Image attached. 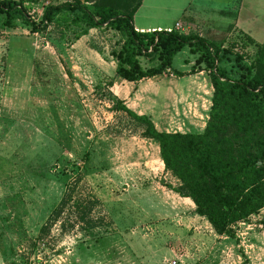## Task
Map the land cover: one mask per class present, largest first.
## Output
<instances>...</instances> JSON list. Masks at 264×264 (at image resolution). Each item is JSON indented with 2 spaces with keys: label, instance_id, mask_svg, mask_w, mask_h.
Instances as JSON below:
<instances>
[{
  "label": "rangeland",
  "instance_id": "obj_1",
  "mask_svg": "<svg viewBox=\"0 0 264 264\" xmlns=\"http://www.w3.org/2000/svg\"><path fill=\"white\" fill-rule=\"evenodd\" d=\"M122 1L24 6L38 22L47 6L124 10ZM74 17L59 15L31 33L21 20L4 28L0 15V264H264V208L232 226V237L217 235L190 199L172 191L180 183L144 127L113 108L122 102L158 132L200 134L213 95L204 66L184 48L172 61L181 76L126 82L111 57L122 37ZM133 25L221 45L219 67L238 79L245 67L256 72L264 0H140ZM139 61L144 69L156 64ZM233 140L238 152L241 141ZM68 184L73 200L40 235ZM78 201L92 202L87 222L74 219Z\"/></svg>",
  "mask_w": 264,
  "mask_h": 264
},
{
  "label": "trees",
  "instance_id": "obj_2",
  "mask_svg": "<svg viewBox=\"0 0 264 264\" xmlns=\"http://www.w3.org/2000/svg\"><path fill=\"white\" fill-rule=\"evenodd\" d=\"M25 2L0 0L4 28L13 29L16 21L21 20L31 33H41L57 16L75 14L74 21L89 29L114 31L123 39L120 49L111 52L115 73L129 83L163 74L181 76L172 68V61L188 48L196 56L195 65L204 66L213 89L209 120L202 133L158 132L146 116L134 114L122 102L115 100L113 108L144 127L143 137L158 145L164 169L180 183L172 191L190 199L195 213L205 218L217 235L232 237V226L264 208V42L258 49L256 72L252 74V68L245 67L238 79H231L219 67L226 54L221 45L176 30L137 31L133 16L140 0L122 1L124 10L112 5L89 8L79 2L47 6L38 22L27 15ZM140 58L156 64L144 69ZM233 139L241 141L238 152ZM73 193L74 186L66 185L59 205L41 228L40 235L63 214L73 200ZM82 202L73 208L77 212L74 219L81 223L87 222L92 203Z\"/></svg>",
  "mask_w": 264,
  "mask_h": 264
},
{
  "label": "crops",
  "instance_id": "obj_3",
  "mask_svg": "<svg viewBox=\"0 0 264 264\" xmlns=\"http://www.w3.org/2000/svg\"><path fill=\"white\" fill-rule=\"evenodd\" d=\"M135 28V27H134ZM137 31H140V32H143V31H153V30H161V28H159V27H152V28H146V29H143V28H135ZM166 30H168V29H166Z\"/></svg>",
  "mask_w": 264,
  "mask_h": 264
}]
</instances>
